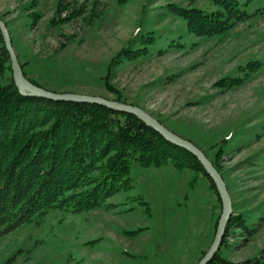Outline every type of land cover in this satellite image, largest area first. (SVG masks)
<instances>
[{
  "label": "rangeland",
  "instance_id": "obj_1",
  "mask_svg": "<svg viewBox=\"0 0 264 264\" xmlns=\"http://www.w3.org/2000/svg\"><path fill=\"white\" fill-rule=\"evenodd\" d=\"M169 2L218 7L211 0H0V17L22 69L39 86L115 99L101 79L136 30H154L157 46L183 31L185 22ZM262 5L239 0L249 13ZM30 11L38 14L33 24ZM183 39V47L160 54L155 45L148 55L123 61L110 80L124 93L122 102H137L210 159L217 140L230 135L220 157L222 176L232 213L248 211L252 231L236 227L223 251L242 260L264 246V12L222 33H186ZM2 41L0 82H6L12 71ZM254 59L257 68L244 73L243 65ZM228 75L242 80L215 84ZM129 177L130 187L108 197L115 206L53 207L39 220L0 233V264H196L222 211L208 180L188 167L134 159ZM132 229L139 230L128 233Z\"/></svg>",
  "mask_w": 264,
  "mask_h": 264
},
{
  "label": "trees",
  "instance_id": "obj_2",
  "mask_svg": "<svg viewBox=\"0 0 264 264\" xmlns=\"http://www.w3.org/2000/svg\"><path fill=\"white\" fill-rule=\"evenodd\" d=\"M211 1L218 7L210 11L191 4L167 3L169 10L184 20L183 31L157 46L160 36L140 26L108 62L107 73L101 79L104 87L115 99L126 101L124 93L110 80V73L118 64L148 55L155 45L160 54L169 48L183 47L186 33H222L257 10L264 12V5L249 13L239 7V0ZM30 15L33 24L38 14L30 11ZM2 46L4 56L9 57L4 43ZM258 64L254 59L241 65L246 67L244 73H248ZM23 71L27 76L24 68ZM241 80L242 76L228 75L216 80L215 84L229 86ZM229 138L230 135L217 140L216 152L211 158L222 175L220 157ZM133 159L142 165L170 162L176 168H190L195 176L199 173L208 180L221 205L214 181L199 159L186 148L166 140L133 113L98 103L22 94L11 73L6 82H0V233L33 219L39 220L53 207L82 210L115 206L108 197L131 186L129 171ZM251 218L248 211L230 215L222 242L206 264H264V246L242 260H231L223 251L229 247L228 237L236 227L252 231Z\"/></svg>",
  "mask_w": 264,
  "mask_h": 264
},
{
  "label": "water",
  "instance_id": "obj_3",
  "mask_svg": "<svg viewBox=\"0 0 264 264\" xmlns=\"http://www.w3.org/2000/svg\"><path fill=\"white\" fill-rule=\"evenodd\" d=\"M0 34L3 43L5 44L6 51L9 55L12 78L18 90L22 94L43 96L54 100H71L98 103L111 109L133 113L137 117L144 120L153 129L158 131L166 140L186 148L199 159L204 169L213 179L216 189L220 195L222 205V211L218 220L213 240L210 243L208 249L196 262V264H206L213 257L214 253L218 250L222 242L226 225L233 208L232 199L227 188V184L222 174L214 165L213 161L207 156L205 151L191 140L182 137L178 133L168 128L155 116H153L151 113H149L147 110H145L139 105L118 101L112 98L104 97L102 95H94L72 91H53L33 83L23 72L17 53L13 47L8 27L1 17Z\"/></svg>",
  "mask_w": 264,
  "mask_h": 264
}]
</instances>
